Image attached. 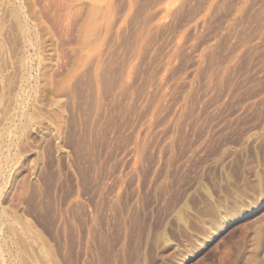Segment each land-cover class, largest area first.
Listing matches in <instances>:
<instances>
[{
    "label": "rangeland",
    "instance_id": "1",
    "mask_svg": "<svg viewBox=\"0 0 264 264\" xmlns=\"http://www.w3.org/2000/svg\"><path fill=\"white\" fill-rule=\"evenodd\" d=\"M0 264H264V0H0Z\"/></svg>",
    "mask_w": 264,
    "mask_h": 264
}]
</instances>
